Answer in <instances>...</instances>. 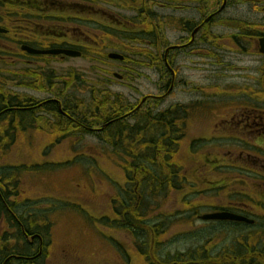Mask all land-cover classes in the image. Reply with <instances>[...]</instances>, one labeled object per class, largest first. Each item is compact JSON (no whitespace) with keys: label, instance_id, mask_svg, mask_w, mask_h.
<instances>
[{"label":"rangeland","instance_id":"rangeland-1","mask_svg":"<svg viewBox=\"0 0 264 264\" xmlns=\"http://www.w3.org/2000/svg\"><path fill=\"white\" fill-rule=\"evenodd\" d=\"M233 1L220 18L255 17L251 13L253 5ZM27 2L0 0V26L11 32L6 38L0 37V48L18 55L10 58L4 52L0 54V97L34 102L54 100L61 106L67 104L82 117L107 90L111 101L113 97L121 98L124 109L138 106L144 97L155 96L160 97L159 103L148 99L143 111L155 106L158 110L181 106L189 111L185 137L176 156L185 184L172 185V190L164 191L167 195L159 199L143 201L148 204L142 206L145 211L140 223L127 213L132 206L123 202L138 205L143 200L142 186L133 181L136 173L128 170L122 148L107 144L103 136L90 131L100 129L101 124L85 121L83 127L72 132L60 128L46 110L30 115L33 123L26 120L29 124H24L25 128L18 118L11 122L0 120V173L7 175L10 166H16V178L21 182L17 208L31 207L32 214L37 216L48 210L46 251L36 264H172L179 255L191 260L187 252L219 255L222 261L247 251L264 256V151L253 150L254 143H260L253 136L255 130L249 135L251 129L240 123L245 104L264 110L263 91L255 82L257 78L260 85L264 83V58L256 55L253 42L238 38L243 42L241 49L240 43L235 42L240 32L237 26L223 23L227 25L212 27L208 30L212 37L207 46L198 43L194 48H185L178 52L174 62H169V69L174 71L171 78L165 66L168 74L140 55L156 53L157 47L137 39L120 40L112 31L108 32L113 27L137 32L154 23L196 21V12L200 19L206 18L219 9L221 1L204 0L201 5L200 0H147L146 4L144 0H98L94 14L82 17L92 30L89 33L95 34L94 40L87 42H83V27H77L80 24L67 22L65 16H45L53 20L43 15L36 17L18 7L29 6ZM62 5L68 3L62 1ZM30 13L37 20L29 17ZM62 15L74 17L73 12ZM14 19L33 21L11 23ZM33 23L40 25L33 27ZM257 24L260 37L264 23ZM34 29L41 34L57 33L60 38L45 41L42 35L33 37ZM164 37L170 46L182 42L179 39L184 36L174 28H166ZM19 43L79 50L87 45L104 62L93 60L90 52L89 58L83 55L36 60L21 54ZM164 49L158 52L159 56ZM109 53L123 55L126 62L107 59ZM112 73L126 75L128 79H114ZM102 75L111 80H103ZM67 82L70 83L65 86ZM133 123L128 119V124ZM157 161L163 163V156ZM25 197H29V202ZM255 203L263 206L253 207ZM230 204H244L255 225L198 219ZM38 223L34 222V228ZM112 237L113 247L108 242Z\"/></svg>","mask_w":264,"mask_h":264},{"label":"trees","instance_id":"trees-1","mask_svg":"<svg viewBox=\"0 0 264 264\" xmlns=\"http://www.w3.org/2000/svg\"><path fill=\"white\" fill-rule=\"evenodd\" d=\"M52 0L49 2L45 0H28L27 4L29 6H18L22 8V10L30 11L35 13L36 17L41 18L45 16L56 15L57 17L65 16V20L71 21L73 23H78L77 27H83L85 31H83V42L93 41L94 36L90 34L92 31L89 27H86L87 23L83 21L84 15L94 14V7L99 5L98 0H55L54 3ZM62 1L68 3V5H62ZM124 1V0H121ZM145 4L147 0H144ZM184 1V0H183ZM69 12H73L74 17H69L67 15ZM29 14V17H34V15ZM55 13V14H54ZM90 17V16H89ZM35 18V17H34ZM51 18V17H45ZM56 18V17H54ZM37 20V18H35ZM52 19V18H51ZM91 19L89 21L91 22ZM27 20V19H26ZM53 20V19H52ZM55 20V19H54ZM29 21H33L29 19ZM84 22V23H83ZM52 24V23H51ZM142 24V23H140ZM144 24V23H143ZM190 24V23H186ZM40 23H33V27L39 26ZM175 24L170 23H154L151 28H146V30H138L137 32H129L126 30H115L114 27L109 29L108 32L116 34L120 40H140L143 44L153 47H157L156 53L151 52H141L145 62L153 64V66H159V71H164L166 74V70L164 69L165 63L163 56H159L158 52L162 48H167L168 42L164 37V30L166 28H172ZM29 28V26L27 27ZM53 28H59V26H55ZM31 36L38 37V35H42L40 37L45 38V41L48 39H58L60 35L54 32L41 34L40 31L32 30ZM90 32V33H89ZM264 33V32H259ZM80 34L82 36V31L80 30ZM51 35V36H50ZM95 35V34H93ZM65 36V35H64ZM163 36V37H162ZM212 37V36H211ZM209 38V40L211 39ZM32 40V39H29ZM64 45V44H62ZM36 47V46H33ZM80 49L82 52V56L92 57L93 60L98 59L99 61L104 62L103 59L97 58L96 55L92 54L90 47L87 45L81 46ZM148 48L147 46H145ZM149 49V48H148ZM164 49V50H165ZM88 52L91 54L88 55ZM139 55V56H140ZM40 59V58H37ZM36 59V60H37ZM126 62V58L124 57V61ZM27 72V71H25ZM110 75V74H109ZM123 75V74H122ZM126 80L128 79L126 75ZM113 77V74H111ZM103 80L107 81L111 80L110 77H105L102 75ZM67 82L65 86H68ZM93 88L90 85V91ZM108 91H103V96L98 99L97 102L92 103L91 108L80 117L78 114L73 112V109L66 106H61L58 101L49 100V101H41L34 102L30 99L22 100L20 98H4L0 97V120L10 121L14 118H18L20 121V126L23 127L24 124L28 123V120L33 123L32 119H29L30 115H34L38 111L46 110L47 113L51 114L55 121L58 122L60 128H66V130H72V132L84 126L85 121H93L95 124H101L102 127L100 129H90V131L95 132L100 137H104L105 142L109 145L119 146L121 147V151L125 156H123L124 160L129 163L128 170H135L136 178L133 181H137L142 186V201L138 205L136 203H130L127 207L132 206V211L127 212L131 213V216L135 220L136 223H140V220L143 216V212L145 209L142 206L148 203H143V201H149L150 198H157L161 196L167 195L164 191L172 190V185H182L185 184L186 178L179 175V171L182 168L176 163V156L179 152L180 146L183 142L184 131L186 128V121L189 119V111L181 106H172L167 109L158 110V106L148 108L149 110L143 111V107L138 106H128L127 109H124L121 103V98L113 97V101H111V96ZM150 101H154L155 104H158V98H147ZM67 103V102H66ZM126 111V112H125ZM35 119V118H34ZM128 119L133 120V125L128 124ZM27 120V121H26ZM13 124H11V128H13ZM69 127V129H68ZM25 128V127H23ZM13 130V129H12ZM62 131V130H60ZM144 133V134H143ZM163 156L164 162L160 163L157 159ZM176 167V169L174 168ZM132 181V180H131ZM139 186V187H140ZM251 193H254L251 191ZM141 196V194H140ZM139 196V198H140ZM257 196V195H256ZM248 199V196L245 197ZM264 198V197H263ZM254 203L253 201H250ZM231 206V207H230ZM228 208H218L216 210H231L237 209L234 205L230 204ZM263 206V204L255 203L253 207ZM138 207V208H137ZM238 210V209H237ZM248 212V211H247ZM236 226H240L239 224H234ZM146 228H150L149 225H146ZM157 230V228H153ZM141 253H144L141 250ZM187 252V256L192 258L191 260H196L194 258L208 257V260L212 263L217 261V258H220L219 255H210L208 253L201 252L200 254ZM186 256L179 255L172 264H186L191 261L188 259H184ZM200 260V259H199ZM201 261V260H200ZM228 262V261H225Z\"/></svg>","mask_w":264,"mask_h":264},{"label":"flooded vegetation","instance_id":"flooded-vegetation-1","mask_svg":"<svg viewBox=\"0 0 264 264\" xmlns=\"http://www.w3.org/2000/svg\"><path fill=\"white\" fill-rule=\"evenodd\" d=\"M221 1V5L219 9L208 15L206 18L200 19V14L198 15V20L186 19V20H176L173 23H179L176 26H172L178 32L183 33V38L179 39V41L175 45H170V51L164 52L163 59L164 61H168L170 59V63L174 62L178 52L184 51L185 48H194L195 44L201 43L204 46H207L209 42V38L211 34L208 33V30L212 27H215V24L219 23H231L238 28L239 35L235 37L236 40L240 43L239 48L244 49L243 40H247L248 43L253 42L252 47L255 49V53L257 56L264 58V55L259 54L258 48V39L264 37L263 35L257 37V23H264V0H239L237 1L238 5H253L251 8V13L255 16L251 19H232V18H220L221 14L226 12L229 6L234 2L233 0H219ZM233 1V2H232ZM204 0H200V3L203 5ZM255 4V5H254ZM11 23H32V21L27 20H12ZM10 23V25H11ZM190 23V24H186ZM5 29L6 33H0V37H8L11 34L9 29ZM229 28H233L232 26ZM240 38L242 41L238 40ZM26 44L19 43L18 45ZM6 54L10 58H14V56L18 57L17 54L6 53L7 50L2 51L0 48V54ZM191 52V51H189ZM61 59V56H59ZM169 66V65H168ZM169 69V67H167ZM264 74V64L262 71ZM169 73L171 78L174 75V71L169 69ZM125 79V77L123 78ZM257 82V87L262 89V93L264 95V83L260 85L257 78L255 79ZM145 99L142 100V105H144ZM244 113L241 114L240 123L246 129H251L247 134H253V129L255 130L253 135L255 139L260 142H255L253 150L258 151L259 149L264 151L263 142H264V110L263 109H254L253 104H245ZM249 110V112L247 111ZM251 126V127H250ZM254 126V128H253ZM249 131V130H247ZM232 139L234 138L231 135H228ZM227 136V137H228ZM226 137V138H227ZM259 139V140H258ZM237 140V139H236ZM242 153V152H241ZM250 156V155H249ZM264 158V157H263ZM9 173L7 175H2L0 173V264H36V260H38L42 254L43 250L46 251V245L44 244V237H46V231L49 230V225H47L46 216L48 214V210L43 213L41 216H37L32 214V208L29 207V210L26 208H17V199L20 195V191L18 186L21 184L17 177L16 166H10ZM25 200L29 202V197H25ZM127 202V201H125ZM123 202V203H125ZM113 200L110 202V207L113 210ZM238 209V210H237ZM236 209L237 213L243 216H247V210H245V205L241 204ZM249 217V216H247ZM34 222H39L37 227L34 228ZM41 222V223H40ZM43 223V224H42ZM239 225H244L238 223ZM254 223L250 226H253ZM21 239L25 244H22ZM112 238H108L109 244L113 247L111 242ZM11 244V245H9ZM19 244H22L20 246ZM33 251L37 252L35 255ZM196 260H191L186 264H264V256L258 255L255 252L247 251L243 255L234 253V255L223 261L221 258H217V261L210 262L208 257L194 258ZM201 261H200V260ZM228 261V262H225Z\"/></svg>","mask_w":264,"mask_h":264},{"label":"water","instance_id":"water-1","mask_svg":"<svg viewBox=\"0 0 264 264\" xmlns=\"http://www.w3.org/2000/svg\"><path fill=\"white\" fill-rule=\"evenodd\" d=\"M0 33H6L5 30L0 29ZM259 46H260V53L264 54V38L259 40ZM21 50L30 54V55H51V56H58L63 55L66 57L71 58H77L81 54L74 50H65V49H50V50H37L33 49L27 46H22ZM108 58L111 60H123V57L121 55L110 53L108 55ZM201 220H216V221H238V222H249L246 218L240 217L238 215L228 213V212H218V213H212V214H205L200 217Z\"/></svg>","mask_w":264,"mask_h":264}]
</instances>
